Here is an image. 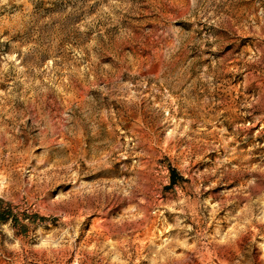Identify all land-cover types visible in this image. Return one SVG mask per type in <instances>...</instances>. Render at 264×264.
I'll use <instances>...</instances> for the list:
<instances>
[{
    "label": "rangeland",
    "instance_id": "rangeland-1",
    "mask_svg": "<svg viewBox=\"0 0 264 264\" xmlns=\"http://www.w3.org/2000/svg\"><path fill=\"white\" fill-rule=\"evenodd\" d=\"M0 264H264V0H0Z\"/></svg>",
    "mask_w": 264,
    "mask_h": 264
},
{
    "label": "trees",
    "instance_id": "trees-1",
    "mask_svg": "<svg viewBox=\"0 0 264 264\" xmlns=\"http://www.w3.org/2000/svg\"><path fill=\"white\" fill-rule=\"evenodd\" d=\"M173 181H175V180L173 179Z\"/></svg>",
    "mask_w": 264,
    "mask_h": 264
}]
</instances>
